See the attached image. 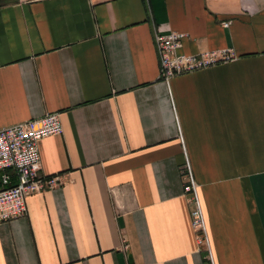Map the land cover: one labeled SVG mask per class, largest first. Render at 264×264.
Instances as JSON below:
<instances>
[{
  "label": "crops",
  "instance_id": "crops-1",
  "mask_svg": "<svg viewBox=\"0 0 264 264\" xmlns=\"http://www.w3.org/2000/svg\"><path fill=\"white\" fill-rule=\"evenodd\" d=\"M172 31L235 58L165 81ZM51 112L62 183L0 222V264H264V0H0V129Z\"/></svg>",
  "mask_w": 264,
  "mask_h": 264
},
{
  "label": "built area",
  "instance_id": "built-area-1",
  "mask_svg": "<svg viewBox=\"0 0 264 264\" xmlns=\"http://www.w3.org/2000/svg\"><path fill=\"white\" fill-rule=\"evenodd\" d=\"M226 26L229 22L225 23ZM185 34L172 31L156 34L155 43L160 57V77L165 81L177 75L194 72L235 58L232 49L211 50L194 55L179 54ZM64 131L58 112L26 120L19 124L0 129V222L9 221L26 214V198L37 192L52 189L62 182L59 176L40 175V140L60 135ZM16 182L12 183V174ZM186 192L193 193L195 207L192 211L193 225L198 231H205V219L197 197V184L188 163L185 165Z\"/></svg>",
  "mask_w": 264,
  "mask_h": 264
}]
</instances>
